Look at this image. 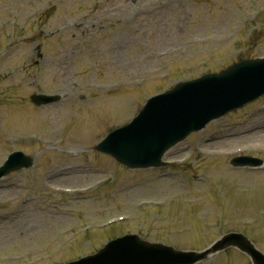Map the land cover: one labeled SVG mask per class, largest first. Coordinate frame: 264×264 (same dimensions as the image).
Returning <instances> with one entry per match:
<instances>
[{
  "label": "rangeland",
  "instance_id": "1",
  "mask_svg": "<svg viewBox=\"0 0 264 264\" xmlns=\"http://www.w3.org/2000/svg\"><path fill=\"white\" fill-rule=\"evenodd\" d=\"M263 58L264 0H0V166L16 150L36 160L0 180V264H66L126 234L204 253L240 233L264 253V96L164 168L94 150L149 97ZM202 261L251 264L237 249Z\"/></svg>",
  "mask_w": 264,
  "mask_h": 264
},
{
  "label": "water",
  "instance_id": "2",
  "mask_svg": "<svg viewBox=\"0 0 264 264\" xmlns=\"http://www.w3.org/2000/svg\"><path fill=\"white\" fill-rule=\"evenodd\" d=\"M262 95L264 60H242L220 74L181 83L173 90L151 98L131 124L111 133L96 150L112 155L130 168L159 167L163 165L162 157L166 151L191 133ZM59 100V96L32 97L38 106ZM254 162L261 163L242 158L233 160L232 165L238 167ZM33 164L31 158L16 152L0 168V178L20 169H29ZM230 247L245 252L253 264H264V254L238 233L225 235L204 253L177 251L131 235L109 243L96 255L69 264H196Z\"/></svg>",
  "mask_w": 264,
  "mask_h": 264
},
{
  "label": "bare ground",
  "instance_id": "3",
  "mask_svg": "<svg viewBox=\"0 0 264 264\" xmlns=\"http://www.w3.org/2000/svg\"><path fill=\"white\" fill-rule=\"evenodd\" d=\"M261 139H264V138H261ZM259 140V139H258Z\"/></svg>",
  "mask_w": 264,
  "mask_h": 264
}]
</instances>
